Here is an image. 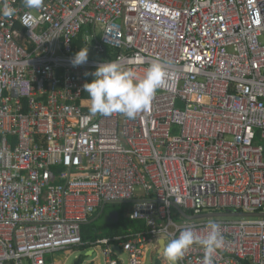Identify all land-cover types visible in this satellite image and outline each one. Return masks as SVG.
<instances>
[{"label": "built area", "instance_id": "obj_1", "mask_svg": "<svg viewBox=\"0 0 264 264\" xmlns=\"http://www.w3.org/2000/svg\"><path fill=\"white\" fill-rule=\"evenodd\" d=\"M0 15V264H53L105 203L145 231L99 240L103 264H141L184 227L221 226L214 264H264V0H43ZM89 48L88 62L71 58ZM166 82L134 120L89 112L101 62ZM175 210V213L174 211ZM117 246V247H116ZM116 247V248H115ZM193 245L178 264H202Z\"/></svg>", "mask_w": 264, "mask_h": 264}, {"label": "clouds", "instance_id": "obj_2", "mask_svg": "<svg viewBox=\"0 0 264 264\" xmlns=\"http://www.w3.org/2000/svg\"><path fill=\"white\" fill-rule=\"evenodd\" d=\"M28 9H39L43 0H22ZM9 0H0V15L11 18L16 13ZM89 48H80L71 58L73 67L88 62ZM92 76L90 83L83 85L88 94L89 112L92 115L110 117L120 114L129 120H134L138 114L146 112L150 107L156 92L166 82V70L159 61H153L138 77L132 69H125L119 61L101 62L94 72L85 73ZM206 234L200 236L188 226L179 231V235L170 239L162 251L166 264H178L185 253L193 246L203 249L202 264H214L213 258L217 250L223 246L221 226L216 222H209L205 226Z\"/></svg>", "mask_w": 264, "mask_h": 264}, {"label": "trees", "instance_id": "obj_3", "mask_svg": "<svg viewBox=\"0 0 264 264\" xmlns=\"http://www.w3.org/2000/svg\"><path fill=\"white\" fill-rule=\"evenodd\" d=\"M122 203H106L103 208V212L97 217L101 209L93 215L88 223L84 224L81 229L82 241L84 243H95L99 240L112 239L118 236H125L128 230L136 232L145 231L146 227L143 221H132L124 217ZM114 210L118 214V218L115 221L110 218L109 213ZM175 213V210H172ZM103 218L102 224H97L99 220ZM93 220V221H92ZM92 221V222H90ZM154 264H160L155 261Z\"/></svg>", "mask_w": 264, "mask_h": 264}, {"label": "crops", "instance_id": "obj_4", "mask_svg": "<svg viewBox=\"0 0 264 264\" xmlns=\"http://www.w3.org/2000/svg\"><path fill=\"white\" fill-rule=\"evenodd\" d=\"M122 205H124V204H122ZM130 210L131 209H129V211ZM126 211L127 210H124V217L128 218L129 211H128V213H126ZM109 216H110V218L114 219L115 221L118 218V214L114 210H112L109 213ZM92 221H90V222H92ZM161 241H162V239H159L157 242L153 243V245L150 247L149 251L141 259V264H146L147 261H148V264H154L155 261H158L160 264H166V261H165L164 257L161 254L163 249H164V247H165V243L163 242V246H161V243H160ZM92 244L93 243H91L89 241V242L84 243L83 246H78V247H73V248H70V249L63 250V251H58V252L54 253L53 255H49L48 256V260L50 262H52L53 264H65L66 260L72 254L73 250H83L86 253V256H91V255L94 254L95 249H96L94 246H92ZM119 250H121V249H119V247H117L116 251H115L116 257L119 259L121 264H124V261L121 258H119V256H118V255H122L123 254ZM148 254H151L150 258L146 257V255H148ZM99 259L100 258L97 257V258L93 259L90 262H83L82 259L77 258L75 260L74 264H83V263L84 264H100ZM126 264H128V258H127V263Z\"/></svg>", "mask_w": 264, "mask_h": 264}, {"label": "water", "instance_id": "obj_5", "mask_svg": "<svg viewBox=\"0 0 264 264\" xmlns=\"http://www.w3.org/2000/svg\"><path fill=\"white\" fill-rule=\"evenodd\" d=\"M263 147V152H264V143L262 145ZM106 204V203H105ZM104 204V205H105ZM104 205L101 209L100 214L98 217L101 215L103 212ZM173 208L185 219L188 221H194V220H200V219H207V218H246V217H251V218H264V213H206L202 214L199 216H190L186 213H184L181 209H179L176 206H173ZM163 240L160 242L161 246H163ZM121 253L122 251L119 250Z\"/></svg>", "mask_w": 264, "mask_h": 264}, {"label": "rangeland", "instance_id": "obj_6", "mask_svg": "<svg viewBox=\"0 0 264 264\" xmlns=\"http://www.w3.org/2000/svg\"><path fill=\"white\" fill-rule=\"evenodd\" d=\"M122 204H124V205H122L121 208L123 207V210H127L126 213H128L129 209H131V207L133 205L132 203H122ZM102 222H103V218L101 220H99L97 222V224H102ZM167 243H168V241L165 242V247H166ZM150 255L151 254L146 255V257L150 258ZM118 256H119V258H121L124 261V264L127 263V256L125 254L118 255ZM97 257L100 258L99 259L100 264H103V259L100 256V250L97 248L95 249L94 254L91 256H86V253L83 250H73L72 254L68 257L65 264H74L75 260L77 258L82 259L83 262H90ZM146 264H148V261Z\"/></svg>", "mask_w": 264, "mask_h": 264}, {"label": "bare ground", "instance_id": "obj_7", "mask_svg": "<svg viewBox=\"0 0 264 264\" xmlns=\"http://www.w3.org/2000/svg\"><path fill=\"white\" fill-rule=\"evenodd\" d=\"M97 253V252H96Z\"/></svg>", "mask_w": 264, "mask_h": 264}]
</instances>
